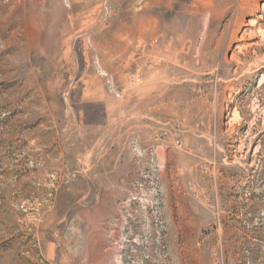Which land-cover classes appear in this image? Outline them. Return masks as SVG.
I'll list each match as a JSON object with an SVG mask.
<instances>
[{
	"label": "rangeland",
	"instance_id": "obj_1",
	"mask_svg": "<svg viewBox=\"0 0 264 264\" xmlns=\"http://www.w3.org/2000/svg\"><path fill=\"white\" fill-rule=\"evenodd\" d=\"M0 264H264V0H0Z\"/></svg>",
	"mask_w": 264,
	"mask_h": 264
},
{
	"label": "crops",
	"instance_id": "obj_2",
	"mask_svg": "<svg viewBox=\"0 0 264 264\" xmlns=\"http://www.w3.org/2000/svg\"><path fill=\"white\" fill-rule=\"evenodd\" d=\"M92 100L98 101V100H99V98H95V99H92Z\"/></svg>",
	"mask_w": 264,
	"mask_h": 264
}]
</instances>
